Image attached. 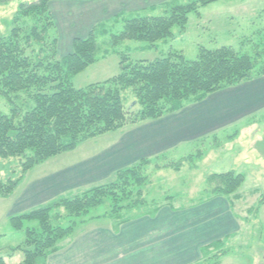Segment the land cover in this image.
I'll return each mask as SVG.
<instances>
[{
	"label": "trees",
	"instance_id": "obj_1",
	"mask_svg": "<svg viewBox=\"0 0 264 264\" xmlns=\"http://www.w3.org/2000/svg\"><path fill=\"white\" fill-rule=\"evenodd\" d=\"M10 1L0 0V3ZM51 1L39 0L22 6L14 18L11 35L0 38V97L13 103L11 115L0 111V159L24 160L20 178L0 181V195L4 198L14 193L35 166L74 151L84 141L117 131L126 125L174 114L188 102H202L211 94L264 76V67H259L256 59L250 55L239 54L231 47L215 50L202 47L193 61L179 54H170L154 61L132 63L128 54L121 53L119 75L103 83L77 89L73 79L98 62L96 30L85 39H75L73 51L58 58L59 40L54 33L56 24L50 9ZM216 1L198 0L175 6L165 16L125 20L122 32L112 35L111 45L118 47L126 40H133L155 46L159 41L174 38L175 26L186 29L192 13H199L201 8ZM22 20L35 23L31 34L25 37L26 44L34 41L43 45L44 49L47 42L52 40L48 42L54 47L51 56L46 55L34 63L24 54L20 43L22 28L19 27ZM129 89L134 91L136 101L142 108L137 114L126 108L123 92ZM22 92L29 95L31 102L25 113L12 99V95ZM132 114H135L134 118L128 122ZM202 155L200 151L195 156H189L179 162L176 169ZM149 162L151 160L145 159L120 170L109 184L93 187L80 195L62 196L41 208L11 216L12 228L26 234L23 245L12 249L11 253L18 250L23 252L24 259L20 264H47L49 257L63 250L64 241L73 237L79 225L86 223L90 212L104 205L107 198L114 204L109 216L115 219V229L145 216V213L137 217L121 215L125 207L120 204L133 196V192L126 196L125 190L121 189L122 186L140 188L144 185L147 178L142 176L140 170ZM207 183L209 187L213 186L212 191H208L210 196L230 199L231 196L238 197L237 192L245 183V177L234 172L215 174L210 176ZM142 196L141 191L136 194V198ZM139 203L142 207L147 206L144 200H137L126 208H140ZM61 208L65 210V216L54 214ZM65 222L68 224L65 225ZM33 223H37V226H30ZM230 237L216 241L203 250L212 246L224 247ZM0 264H7L2 256Z\"/></svg>",
	"mask_w": 264,
	"mask_h": 264
},
{
	"label": "rangeland",
	"instance_id": "obj_2",
	"mask_svg": "<svg viewBox=\"0 0 264 264\" xmlns=\"http://www.w3.org/2000/svg\"><path fill=\"white\" fill-rule=\"evenodd\" d=\"M38 1L11 0L7 3H0V38L11 35L14 18L22 6ZM195 1L198 0H192L191 2ZM218 1L212 3V7L201 8L200 13H192L189 16L186 29L182 30L179 26H175L173 29L175 37L159 41L155 46L148 42L126 40L118 47H113L111 45L112 35L121 33L123 24H121V21H113L105 27H102L103 25L99 26L96 30L99 46L98 62L73 79L74 87L84 89L91 84L103 83L119 75L121 73V53L128 54L132 63L142 60L154 61L170 54H179L184 56L185 59L193 61L197 59L202 47L209 50L231 47L239 54L252 56L256 59L259 67L263 68L264 0ZM165 15L161 13L160 16ZM21 22L19 26L22 28L20 43L24 48V54L32 58L34 63L44 59L46 55L51 56L50 54L54 53V47L49 44L52 40L48 41L49 43L46 41L47 44L44 49H42L43 45H39L34 41L30 45L26 44L25 37L31 34L35 23L32 20H22ZM54 33L58 39H61V33L58 30ZM67 54V48L62 45L58 50V58L61 59ZM123 97L129 111L137 114L142 109L136 101L133 90L129 89L123 92ZM12 99L14 104L22 108L23 113L26 112L27 105L31 104L29 95L26 92L12 95ZM12 104L8 99L0 97V111L3 114L11 115ZM135 114L131 115L128 122L133 120ZM249 119L248 122H251L249 126L248 124H239L224 133L222 132L223 134L219 133L218 135L221 136H214L211 140L206 139L199 143L185 145L176 153V156L151 160L140 170L142 176L147 178L144 185L140 188L122 186L121 190H125L126 196L130 192H133V196L125 199L120 204V206L125 207L121 215L137 217V215L142 216L141 213H145V216L130 221L134 222L144 218H157L163 208L184 211L217 197L208 194L213 188V186L209 187L207 183L210 176L229 172L244 175L245 183L237 192L238 197L231 196L230 199L227 198L230 211L237 222L235 233L226 241L224 247L212 246L207 247L206 250H203V247L201 249L202 258L192 264H264V110L255 112ZM129 126L132 125H126L121 129ZM236 131H240L242 134L238 137L235 134ZM226 134L231 135L224 137L223 135ZM107 136L109 135L99 137L98 141L84 143L74 152L61 154L35 166L25 175L22 183L9 198L0 195V256L8 258L9 264H17L24 259L22 251L18 250L14 253H11V251L23 245L26 241L25 232L16 231L11 226L9 212L12 206L37 181L49 176L55 170L77 164L81 161L83 154L89 150L88 147L92 146L90 144L104 143L109 138ZM200 151L203 154L200 158L186 161L180 169H176L179 162L189 156H195ZM23 163V159H0V181H15L20 178L23 175ZM114 180L115 178L81 190L66 192L57 198L70 196L71 194L80 195L86 190L109 184ZM139 191L142 192L143 196L136 198ZM120 196L122 197L123 194H120ZM137 200H144L147 206L142 207V204L139 203L142 209L138 207L126 208L134 205ZM227 201L222 200L226 207H228ZM231 202H233V206ZM49 203L51 202L34 206L24 213L41 208ZM112 204V200L107 198L104 205L90 212L86 222L90 218L104 215L105 219H101L98 225L103 228L109 227L114 234H118L122 227L115 229V219L109 216L112 212ZM157 208L160 210L153 213ZM54 214L66 215L63 208L55 211ZM64 224L67 225L68 223L65 222ZM30 226H37V223ZM83 228L82 225H79L78 230L81 231Z\"/></svg>",
	"mask_w": 264,
	"mask_h": 264
},
{
	"label": "crops",
	"instance_id": "obj_3",
	"mask_svg": "<svg viewBox=\"0 0 264 264\" xmlns=\"http://www.w3.org/2000/svg\"><path fill=\"white\" fill-rule=\"evenodd\" d=\"M191 1L52 0L50 9L56 30L61 33L58 50L63 45L70 54L75 39L87 38L99 26L165 15L174 6ZM259 110H264V76L211 94L202 102H188L174 114L84 141L80 145L109 135L104 143L90 144L77 164L55 170L29 187L12 206L9 215L22 214L34 206L52 202L63 193L111 180L120 170L142 160L176 156L185 145L211 140L239 124L249 126L250 116ZM235 134L239 137L242 132ZM228 135L231 134L223 136ZM222 200L228 199L217 196L184 211L163 208L157 218L122 225L118 234L98 225L105 219L104 215L90 218L82 225L86 229H77L73 237L63 243V250L49 257L47 264L195 263L202 258L203 247L236 231L237 222L229 201L226 207ZM5 260L9 264V259Z\"/></svg>",
	"mask_w": 264,
	"mask_h": 264
}]
</instances>
